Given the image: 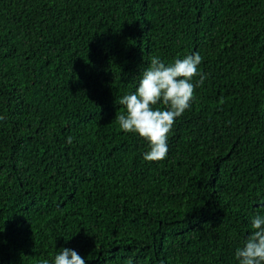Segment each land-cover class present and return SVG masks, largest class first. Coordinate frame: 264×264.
I'll use <instances>...</instances> for the list:
<instances>
[{
  "label": "trees",
  "instance_id": "trees-1",
  "mask_svg": "<svg viewBox=\"0 0 264 264\" xmlns=\"http://www.w3.org/2000/svg\"><path fill=\"white\" fill-rule=\"evenodd\" d=\"M197 52L145 161L119 99ZM0 117V264H238L264 215V0H0Z\"/></svg>",
  "mask_w": 264,
  "mask_h": 264
},
{
  "label": "clouds",
  "instance_id": "clouds-1",
  "mask_svg": "<svg viewBox=\"0 0 264 264\" xmlns=\"http://www.w3.org/2000/svg\"><path fill=\"white\" fill-rule=\"evenodd\" d=\"M202 61L199 52L167 65L154 56L143 71L136 91L119 99V105L126 111L117 114L115 119L124 132L148 141L150 150L144 154L145 161L160 162L167 158L168 139L175 121L191 109L195 88L206 79L199 71ZM72 142L69 136L67 143ZM251 227L252 232L244 245L236 249L238 264H264V215H255ZM54 264H86V260L76 251L62 248L55 255Z\"/></svg>",
  "mask_w": 264,
  "mask_h": 264
}]
</instances>
